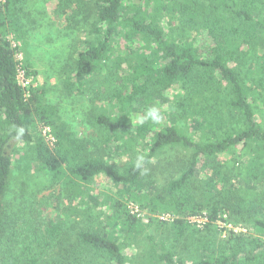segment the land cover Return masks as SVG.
<instances>
[{
	"label": "trees",
	"instance_id": "obj_1",
	"mask_svg": "<svg viewBox=\"0 0 264 264\" xmlns=\"http://www.w3.org/2000/svg\"><path fill=\"white\" fill-rule=\"evenodd\" d=\"M131 1L96 0L97 19L90 31L94 39L78 53L65 80L68 92L77 89L80 94L89 78L104 76L102 86L91 88L105 104L103 113L90 118V124L99 132L95 154L89 141L78 138L62 121L58 108L48 103L45 87L21 83L22 67L17 55L22 48L9 37L13 34L16 41L25 40L26 34L14 19L19 0H0V264H63L54 257L70 223L66 211L60 210L58 216L39 226L43 229H31L18 221L10 233L9 249L2 254L7 223L5 199L13 170L7 148L14 139L25 143L39 167L52 179H58L54 182L63 185V194L70 201L81 195L80 183L83 186L104 176L115 187H122L120 194L124 198L129 194L125 189H131L139 194L140 202L145 166L169 147L191 151L188 169L168 184L162 201L153 203L167 205L166 211L178 216L172 225L177 241L183 240L189 230L185 219L190 215L206 211L211 219L207 232L215 234L213 222L219 216L240 213V196L235 203L229 200L235 193L229 192L234 188L229 186L234 177L254 192L264 185V165L259 162L264 158V127L258 120V114L264 111V65L259 69L263 77L253 88L228 63L240 48L233 45L242 31L240 25L246 27L244 31L251 38L263 39L264 63V0H183V4L179 0H153V8L149 1L128 16L127 10L134 5ZM87 3L88 0H60L57 13L65 16L70 28H75ZM163 15L167 17V31ZM175 24L180 33L172 36ZM186 27L208 32L211 43L206 44V54L188 38ZM24 64L27 80L32 72L29 64ZM174 88L183 94L177 99L167 98ZM164 100L172 110L180 112V117L190 118L193 128L202 134H217L216 138L197 142L176 123L159 127L151 120L141 122L147 109ZM172 100L177 107L172 106ZM202 100L207 104L212 101L213 106L198 107ZM19 128L24 129L22 136H18ZM239 149H249L253 157L246 170L240 171L239 167L237 173L222 157ZM133 155L135 158L122 167L112 162L114 157ZM137 155L145 156L144 169L135 168ZM201 162L213 164L202 194L204 203L197 201L193 187ZM228 172L234 174L229 176ZM263 197L264 191L258 195L260 201ZM124 206L118 208L116 217L123 229L135 233L140 221ZM255 227L262 238L230 232L220 255L192 264H264V223L256 222ZM78 245L101 256L103 261L98 264H126L118 239L90 224L79 231ZM158 258L166 264L175 263L170 253Z\"/></svg>",
	"mask_w": 264,
	"mask_h": 264
},
{
	"label": "rangeland",
	"instance_id": "obj_2",
	"mask_svg": "<svg viewBox=\"0 0 264 264\" xmlns=\"http://www.w3.org/2000/svg\"><path fill=\"white\" fill-rule=\"evenodd\" d=\"M59 1L19 0L15 6L14 19L26 34L25 40L21 43L22 40L16 41L13 34L9 37L15 42V46L18 45L22 48L17 55L22 67L21 83L24 86L28 83L45 87L48 103L58 108L62 121L78 138L89 141L91 151L96 154L99 132L90 124V118L103 113L105 104L96 98L91 88L102 86L104 76L89 78L83 85L82 93L86 94H79L77 89L74 93H70L65 88L66 76L74 68L78 53L94 39L90 31L97 19L96 0H88L87 7L78 17L80 22L75 28H70L69 22L65 21V16L57 13ZM149 1L153 8L155 0H132L131 3L134 5L127 10L128 16L136 13L138 5L146 7ZM179 1L183 4V0ZM163 17V26L167 31L169 28L167 17L164 15ZM177 26L174 25L172 36H177L180 33ZM240 26L242 31L236 35V37L239 36L237 43L233 44L237 49L240 48L238 51L236 50L237 56L228 59V63L243 74L250 87L256 88L258 79L263 77L259 71L264 65L261 57L263 39L251 38L248 32L244 31L246 27ZM186 30L188 38L195 42L203 54H206V44L211 43L208 32H202V30L196 32L192 27H186ZM227 51L230 50L227 49ZM121 53L125 54L123 49ZM24 62L29 64L32 72L27 80H25L27 69ZM181 94H183L181 90L174 88L169 90L167 98L177 99ZM172 103V106L177 107L176 102ZM154 104L160 109L163 116L161 122L156 123L157 126L164 127L176 123L184 133L197 142L216 138L217 134L209 132L202 134L195 127L193 128L190 118L180 117V112L176 109L172 110L169 107L170 104H166L165 100L157 101ZM200 105L213 106L212 101L207 104L203 100L199 102L198 107ZM258 120L264 127V111L261 110L258 114ZM7 154L13 161V170L10 188L5 199L7 223L1 245L3 255L9 249L10 233L15 223L25 222L31 229H43V226H39L44 225L48 219L58 216L59 210L66 211L70 220L64 241L57 248V254L54 257L56 261L63 264H98L103 261L101 256L95 252L78 245V233L88 224L99 228L102 232L110 233L118 239L122 244L126 264H166L158 257L168 253L172 255L174 264H192L207 259L213 254L220 255L224 250V240L230 232L246 233L262 238L255 226L256 222L264 223V197L263 202L258 198V195L264 191V185H260L254 192L243 185L241 186L240 183L243 182H237L234 177L229 183V186L233 185L234 188L229 192L235 191V193L229 200L231 203H235L240 196V213L219 216L216 222H213L217 228L215 234L207 232V226L211 223V219L206 211L190 215L185 219L190 228L184 239L176 240L172 225L178 216L166 211L169 209L167 205L153 203L158 200L162 201L168 184L178 179L188 169L192 153L181 147L164 149L145 166L143 186L140 190L143 200L140 202H138L140 200L138 193H133L131 189H125V194H129L124 198L120 194L122 187H115L104 176L95 178L91 183H84L83 186L80 183L81 195L70 201L66 198V194H63V185L55 183L54 181H58V179H52L39 167L34 154L30 152L25 143L16 139L12 140L7 148ZM252 157L249 149H239L234 154L225 155L222 160L226 161L230 167L234 168L233 171L238 173L239 167H241L240 171L246 170ZM130 158L134 159L135 155L122 158L114 157L112 162L122 167ZM259 162L264 165V158ZM212 173L213 164L205 165L202 162L199 164L193 178V187L198 202H205L202 194ZM233 174L228 172L229 176ZM122 204L131 215L136 216L140 221V226L135 233L130 234L126 229H123L122 222L116 217L118 208ZM204 213L208 215V221L205 224H199L193 220L199 219ZM132 224L137 226L138 222L132 219ZM112 225L114 226L112 227ZM126 226L128 225L125 224ZM112 228L114 229L112 230Z\"/></svg>",
	"mask_w": 264,
	"mask_h": 264
},
{
	"label": "clouds",
	"instance_id": "obj_3",
	"mask_svg": "<svg viewBox=\"0 0 264 264\" xmlns=\"http://www.w3.org/2000/svg\"><path fill=\"white\" fill-rule=\"evenodd\" d=\"M141 122H144L146 120H151L154 123H159L163 119V116L161 114V111L157 107H150L147 109L145 115L143 117H140ZM24 133L23 128L18 129V136H22ZM145 164V156L144 155H137L136 161H135V168L136 169H144Z\"/></svg>",
	"mask_w": 264,
	"mask_h": 264
},
{
	"label": "built area",
	"instance_id": "obj_4",
	"mask_svg": "<svg viewBox=\"0 0 264 264\" xmlns=\"http://www.w3.org/2000/svg\"><path fill=\"white\" fill-rule=\"evenodd\" d=\"M193 220L195 222H198L199 224H205L206 221H208V215L206 213H204L202 216L199 217V219L195 218ZM199 226H201V225H199Z\"/></svg>",
	"mask_w": 264,
	"mask_h": 264
}]
</instances>
